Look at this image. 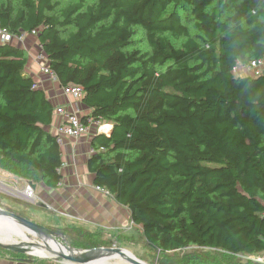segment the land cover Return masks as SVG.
Wrapping results in <instances>:
<instances>
[{
	"label": "trees",
	"instance_id": "16d2710c",
	"mask_svg": "<svg viewBox=\"0 0 264 264\" xmlns=\"http://www.w3.org/2000/svg\"><path fill=\"white\" fill-rule=\"evenodd\" d=\"M0 23L34 38L60 86L82 88L83 120L112 124L92 137L87 166L151 251L264 259V74L232 73L264 55V0H0ZM27 58L0 43V168L54 188V107ZM70 227L73 243L105 239Z\"/></svg>",
	"mask_w": 264,
	"mask_h": 264
},
{
	"label": "crops",
	"instance_id": "0c3cea01",
	"mask_svg": "<svg viewBox=\"0 0 264 264\" xmlns=\"http://www.w3.org/2000/svg\"><path fill=\"white\" fill-rule=\"evenodd\" d=\"M34 41L33 37H29L20 45L25 49L28 57L25 66L26 73L44 91L54 108L57 106L71 107L77 110L81 117L88 115L90 110L82 103V100H75L64 95L58 81H52L42 72L41 67L48 66V62L46 59H37V54L42 50L35 45ZM239 75L247 76L249 73L240 70ZM62 119L63 117L60 115H54L52 123L47 129L54 132ZM108 128L110 131L111 124ZM95 134L97 132L92 128L88 134H84L76 140L64 138L60 145L63 162L60 168L62 179L57 187H47L42 180L36 183L0 168L6 173L4 182L18 190H22L26 182L34 184L37 202L33 206L40 208V210L32 212L31 216L34 219L47 218L50 220L53 217L55 220H63L69 226H80L90 231L103 232L104 237L113 238L115 245L119 241L132 244L131 241L136 240V233L141 232L140 227L132 222L127 207L119 204L109 192L96 189L97 185L93 183V174L88 169L90 142ZM0 195L17 200L5 194L0 193ZM0 264L35 263L0 255Z\"/></svg>",
	"mask_w": 264,
	"mask_h": 264
},
{
	"label": "rangeland",
	"instance_id": "374dc122",
	"mask_svg": "<svg viewBox=\"0 0 264 264\" xmlns=\"http://www.w3.org/2000/svg\"><path fill=\"white\" fill-rule=\"evenodd\" d=\"M78 0H59V4L61 7H64L68 4L74 3ZM91 1V0H89ZM12 3L15 7L20 6V0H12ZM171 41L178 45L179 42L173 40L170 38ZM134 41L136 42L137 46L143 47L145 45V41L143 38V35L141 33H138L134 37ZM35 42V41H34ZM35 44V43H32ZM38 46L39 49H41L39 44H35ZM39 177H36L34 180H38ZM2 194V193H1ZM0 208H8L11 209V212L19 213L23 216H25L27 219L34 221L38 224H41L49 229H52L60 235L56 237V241H58L61 245H68L76 250H85L90 249L92 247H112L114 244V240L111 237H105L104 240H97L102 243V245L99 246H90L89 243H73L70 236H67L68 233L71 234V227L66 224L63 220H55V218H42L43 220H37L32 218L31 214L34 212V210H40V208H37L33 206L32 204H27L25 202L19 201V200H12L6 196L0 195ZM6 210V209H5ZM44 223V224H43ZM26 232V231H25ZM0 238L3 240H6L8 242H14L18 241L20 243H27L30 242L31 246H39L36 243H43L41 239L37 236L31 235L26 233L24 236H4L0 234ZM45 241L48 242L49 245L51 244H57L51 239L45 238ZM132 244L119 241L116 245L117 248L125 249L132 253L137 259L143 261L146 264H195V260L191 258L193 249H185L178 252H173L170 254H167L166 256H160L159 253H155L151 251L145 244L144 238L136 233V240L131 241ZM55 246V245H52ZM4 250L0 249V255L5 254L3 252ZM204 252L208 253V257L214 259L215 261H218L217 264H252V263H264L263 257L259 255H238V256H227V255H221L217 254L208 250H205ZM31 254H21L19 256H14L15 258H20L22 261H29L35 264H67L64 260H56L53 258V254L51 255L49 251L45 250H39L34 249L33 247L30 250ZM50 254V255H49ZM9 255H12V253H9ZM23 257V258H22ZM109 262H112L113 264H131L130 262L124 260L121 257L108 255ZM112 258V259H111ZM203 258V257H202ZM202 260L206 261V257ZM201 261V260H200ZM116 262V263H115ZM199 263L196 262V264ZM95 264H105V261H96ZM209 264H215V263H209Z\"/></svg>",
	"mask_w": 264,
	"mask_h": 264
},
{
	"label": "built area",
	"instance_id": "2783aa9c",
	"mask_svg": "<svg viewBox=\"0 0 264 264\" xmlns=\"http://www.w3.org/2000/svg\"><path fill=\"white\" fill-rule=\"evenodd\" d=\"M36 31H32L31 34L34 35ZM28 33L21 32L18 34H14L8 31V29L1 25L0 23V43H11L13 41L18 42V44L22 45L25 40L28 38ZM37 59H46L44 53L40 51L37 54ZM263 66H264V55L260 58L250 59L246 62L237 61L236 64L232 67V73L235 75H239L240 70H245L251 76H260L263 75ZM41 70L44 74H46L52 81L57 82L56 74L48 68V66L43 65ZM36 84V83H35ZM61 90L64 95L72 97L75 100H81L83 96V90L79 85L68 84L65 86H61ZM55 115H60L63 117L62 120L57 124L54 134H55V142L60 146L65 137L78 139L84 134H88L92 128L96 130L97 133H105L109 132L110 126L109 123H105L100 119H94L93 117H87L86 120H83V117L79 115L77 110L74 108H66V106H57L54 108ZM103 149L102 147L100 150ZM95 152V149H89V153L92 154ZM4 177H6V173L0 169V193L8 195L12 198H15L19 201L25 202L27 204H36L37 195L35 189L31 186L29 182H26L24 188L22 190L15 189L6 185L4 182ZM60 184V183H59ZM97 190L105 191L104 188L100 186H96ZM112 247H116L113 244Z\"/></svg>",
	"mask_w": 264,
	"mask_h": 264
},
{
	"label": "water",
	"instance_id": "95a60500",
	"mask_svg": "<svg viewBox=\"0 0 264 264\" xmlns=\"http://www.w3.org/2000/svg\"><path fill=\"white\" fill-rule=\"evenodd\" d=\"M4 44V43H1ZM112 126V124H111ZM31 186L34 188V184L30 182ZM0 221L9 222L12 224H17L19 228H22L25 230V234H31L34 236H37L41 239L43 243H36L39 246L46 247V241L45 238L51 239L54 242L58 244V246H62L66 249L67 252L64 251H55L52 249H48L53 254V258L56 260H64L67 264H90V258L91 254L98 252L99 254H109V253H118L121 256L125 257L127 261H129L132 264H146L143 261L137 259L132 253L125 249H120L117 247H93L90 249L85 250H76L68 245H61L58 241H56V237L60 235V233L49 229L41 224H38L34 221H31L23 216H20L16 213H13L11 211L5 210L3 208H0ZM0 246H2L5 249H10L15 252L20 253H27L31 254L30 250L32 246L30 245V242L27 243H20L17 242L15 244H8V243H1ZM128 253V255H126ZM130 255V256H129Z\"/></svg>",
	"mask_w": 264,
	"mask_h": 264
},
{
	"label": "bare ground",
	"instance_id": "6f19581e",
	"mask_svg": "<svg viewBox=\"0 0 264 264\" xmlns=\"http://www.w3.org/2000/svg\"><path fill=\"white\" fill-rule=\"evenodd\" d=\"M107 127H109V126H107ZM0 234H2L4 236H9V237L12 236V235L24 236L25 235V230H23L22 228H19V226L17 224H12V223H9V222L0 221ZM0 242L1 243H8V244H15L18 241L8 242V241L3 240L2 238H0ZM45 243H46V246H47L48 249H52V250H55V251H64V252H67L64 247L58 246V244H51V245H49L48 242H45ZM52 245H55V246H52ZM32 247L34 249L48 251V249L46 247H43V246H32ZM50 254L52 255V253H50ZM108 255H113V256L121 257V258H123L124 260L127 261V259L125 257L121 256L118 253L99 254L98 252H95V253H92L91 254L90 264H95V262L98 261V260L105 261V264H113L112 262H109V258L107 257ZM126 255H128V253Z\"/></svg>",
	"mask_w": 264,
	"mask_h": 264
}]
</instances>
